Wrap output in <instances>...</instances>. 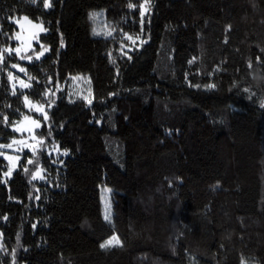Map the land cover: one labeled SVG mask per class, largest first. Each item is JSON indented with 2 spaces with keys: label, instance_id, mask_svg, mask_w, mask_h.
<instances>
[{
  "label": "trees",
  "instance_id": "1",
  "mask_svg": "<svg viewBox=\"0 0 264 264\" xmlns=\"http://www.w3.org/2000/svg\"><path fill=\"white\" fill-rule=\"evenodd\" d=\"M50 3L0 0V145L47 106L10 177L0 147V264H264V0ZM19 16L41 57L14 52Z\"/></svg>",
  "mask_w": 264,
  "mask_h": 264
},
{
  "label": "rangeland",
  "instance_id": "2",
  "mask_svg": "<svg viewBox=\"0 0 264 264\" xmlns=\"http://www.w3.org/2000/svg\"><path fill=\"white\" fill-rule=\"evenodd\" d=\"M94 13L98 15H96L95 19L92 18L93 34L106 36L105 33H108L110 31L106 27L103 13L101 11H94L91 14ZM13 22L17 27L13 36V40L16 41L14 52L17 54V56L22 61H30L32 58L41 57L45 53L46 48L42 47L33 51L32 49H34L35 47V42H37L38 36L45 31L43 23L34 21L27 16L16 17L13 19ZM69 86V93L71 96L81 97L86 101H89L91 99L89 80L87 79V77L79 76L71 78L69 81ZM24 105L25 108L28 109L31 113L24 115L12 126L14 131L19 133L20 136L13 139V146L11 147L10 151L3 153L8 163L7 169L4 172V178L10 177L14 170L18 167V163L21 157L20 153L23 149L32 150L34 147L38 146L39 140L36 135V130H38L41 126L40 118H44V120L47 119V106L32 101L28 98H24ZM36 175L39 176V171L36 172ZM100 201L105 215L106 211L111 214L110 189L105 185H102L100 187ZM40 233L42 232L40 231ZM49 235L50 234L48 233L45 234V238L42 240V245H38V248L40 250L42 249L44 253H48V251L51 249L50 246H53L55 244L53 238L54 234H51L52 239L49 238ZM110 238H108L107 240H109Z\"/></svg>",
  "mask_w": 264,
  "mask_h": 264
},
{
  "label": "snow or ice",
  "instance_id": "3",
  "mask_svg": "<svg viewBox=\"0 0 264 264\" xmlns=\"http://www.w3.org/2000/svg\"><path fill=\"white\" fill-rule=\"evenodd\" d=\"M33 2H35V0H33ZM147 4H148V0H145V4L140 5V7H141V9H143V11H147ZM44 6L46 8L47 7H51L50 0H44ZM129 7L132 8V7H134V5L129 4ZM143 11H142V15H143ZM90 15H91V17L93 19H95L96 15H98V14H95L94 13V14H90ZM96 34H100V33H96ZM105 34L106 35H111L110 32L105 33ZM129 39H131V37H129ZM5 51H9L10 52L11 50L10 49H5ZM22 58H24V57H22ZM29 59H30V57H29ZM13 67H17V66L16 65H13ZM20 70L23 71V69H20ZM10 78H11V76H10ZM27 86L28 85H24V87H27ZM209 87H213V85H209ZM262 106H264V105H262ZM0 147H11V145H7V146L0 145ZM29 163H32V161H29ZM33 178H35V174L33 175ZM105 220H110V213H108L107 211H106V215H105ZM119 245H120L119 239L116 236H113L109 240H107L104 243H102L100 245V247L102 249H105V248H110V247L119 246Z\"/></svg>",
  "mask_w": 264,
  "mask_h": 264
}]
</instances>
